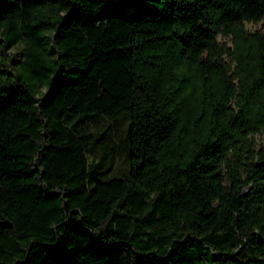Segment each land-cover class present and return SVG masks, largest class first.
<instances>
[{
	"label": "trees",
	"instance_id": "1",
	"mask_svg": "<svg viewBox=\"0 0 264 264\" xmlns=\"http://www.w3.org/2000/svg\"><path fill=\"white\" fill-rule=\"evenodd\" d=\"M263 17L0 0V264H264Z\"/></svg>",
	"mask_w": 264,
	"mask_h": 264
},
{
	"label": "rangeland",
	"instance_id": "2",
	"mask_svg": "<svg viewBox=\"0 0 264 264\" xmlns=\"http://www.w3.org/2000/svg\"><path fill=\"white\" fill-rule=\"evenodd\" d=\"M262 24H264V17L261 21L259 22H247L246 25L248 28L252 29V30H256L257 28H259ZM223 38V37H222ZM17 47H19L17 45ZM194 78H190L187 83H186V88L185 90L187 89L188 90V87L190 85V83L193 81ZM73 119V117H72ZM105 119L103 118H92V117H88L84 122H82V126L86 129H94V130H100L101 127L105 124ZM117 138L120 139V134L117 133ZM106 143H108L107 145V148L108 150H113V146H112V141L109 139L108 136H106L105 140ZM121 151V150H120ZM101 153H102V149L100 147V145H97L94 147V149L92 150H89V158H90V164L91 166L95 165L98 158L101 156ZM118 163L120 164L118 167L115 166V168L111 171V173H116L119 171V169H121L123 166L126 165L127 163V159H126V156H125V152L121 151L118 153ZM200 264H221V263H216V262H201Z\"/></svg>",
	"mask_w": 264,
	"mask_h": 264
}]
</instances>
